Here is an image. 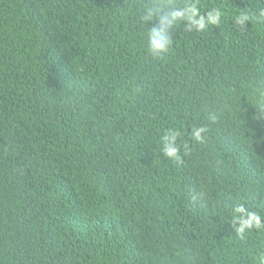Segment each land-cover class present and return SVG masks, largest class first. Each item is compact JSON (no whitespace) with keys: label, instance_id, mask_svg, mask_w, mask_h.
Masks as SVG:
<instances>
[{"label":"trees","instance_id":"16d2710c","mask_svg":"<svg viewBox=\"0 0 264 264\" xmlns=\"http://www.w3.org/2000/svg\"><path fill=\"white\" fill-rule=\"evenodd\" d=\"M153 2L0 0V264H259L233 213L264 217V21L233 18L264 0H199L221 25H178L162 59Z\"/></svg>","mask_w":264,"mask_h":264},{"label":"clouds","instance_id":"9594fccd","mask_svg":"<svg viewBox=\"0 0 264 264\" xmlns=\"http://www.w3.org/2000/svg\"><path fill=\"white\" fill-rule=\"evenodd\" d=\"M224 19V13L219 8H211L202 13L199 0H184L178 5L175 0H154L146 6L140 16L141 24L147 30V51L157 58H164L173 46L172 33L178 25H183L187 31L204 32L210 26L219 27ZM254 21H264V7L254 12L242 11L233 18V24L241 29H246L248 24ZM154 26L148 28L147 25ZM260 116L264 117V88L258 90ZM219 116L211 112L207 116L209 125L218 122ZM209 126H193L190 135L198 143H205ZM182 135L179 130L169 129L162 137V154L169 160L177 163L181 161V146L177 143ZM187 145H184L185 150ZM233 223L236 226V234L243 239L247 232L252 230H264V217L255 211L246 209L240 205L234 209ZM259 264H264V246L258 253Z\"/></svg>","mask_w":264,"mask_h":264}]
</instances>
